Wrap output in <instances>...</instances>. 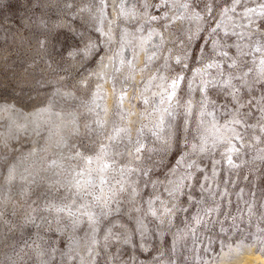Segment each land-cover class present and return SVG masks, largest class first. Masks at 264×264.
Masks as SVG:
<instances>
[{"label": "snow or ice", "instance_id": "1", "mask_svg": "<svg viewBox=\"0 0 264 264\" xmlns=\"http://www.w3.org/2000/svg\"><path fill=\"white\" fill-rule=\"evenodd\" d=\"M110 7L107 0H97L96 31L102 39L90 49H111L114 87L116 73L124 66L133 74L155 69L143 81L139 97L131 98L133 104L140 100L142 122L133 135L127 124L130 113L123 107L127 97L121 94L106 142L92 154L73 151L75 146L62 138L53 157L26 166L19 176L25 186L29 177L37 185L41 171L47 173V186L39 201H33L25 226L55 224L58 232L86 228L94 244L102 237V251L122 241L145 252L161 235L149 224H162V214L171 217L179 210L194 222L189 225L181 217V226L175 228L181 249L193 252L194 264H208L234 233L243 236L247 230V242L264 245V187L253 189V176L246 191L240 185L247 175L238 180L249 154L260 155L255 145L264 142V0H119V41L114 48L111 32L102 26ZM166 33L179 38L173 43L181 49L175 57L173 49L165 54ZM139 53L146 56L143 69L136 68ZM101 88L98 84L88 101L74 107L86 109L102 128L107 109ZM56 96L58 100L26 118L37 130L44 124L76 121V113H65L59 102L70 104L71 96ZM4 114L9 127L17 122L13 108H0V116ZM173 152L176 158L168 165ZM18 164L9 166L7 184L16 179ZM161 168L167 169L163 180L157 176ZM229 187L236 191L230 193ZM179 197L192 206L191 212L188 206L178 209ZM124 219L130 229L122 225ZM195 224L208 235L197 232ZM213 232L222 239L213 238ZM41 239L36 234L33 243ZM24 245L32 246L29 238ZM172 246L167 264H176L175 240ZM46 247L51 254V244ZM120 255L114 251L113 259ZM128 264L138 261L130 257Z\"/></svg>", "mask_w": 264, "mask_h": 264}, {"label": "rangeland", "instance_id": "2", "mask_svg": "<svg viewBox=\"0 0 264 264\" xmlns=\"http://www.w3.org/2000/svg\"><path fill=\"white\" fill-rule=\"evenodd\" d=\"M107 2L111 7L102 26L104 32H111L114 48L119 41V0ZM98 18L97 0H0V108H13L18 116L11 127L6 118L8 114L0 116V264H128L130 257L138 264H167V252L173 248V240L176 247L172 250V258L176 264H194L193 252L183 251L180 237L175 235V228L181 226V217L189 225L194 222L188 219V213L181 214L179 210L173 212L171 217L162 214V224L158 221L149 224L161 235L158 240L154 238V246L149 245L145 252L129 248L122 241L116 248L109 247L102 251V237H97L94 244L86 228L75 232H58L60 226L55 224L40 228L25 226V220L34 206L33 201H39L47 186V173L43 171L37 185L32 184L29 177L28 186H25L19 176L26 166L33 162L39 165V162L53 157L59 151L56 144L62 138L67 139L69 146H75L73 151L78 149L86 155L92 154L101 143L106 142L121 94L127 97L123 107L130 113L127 124L132 128L133 135L142 122L140 100L137 98L133 104L131 98L134 95L139 97L143 81L152 77L155 69L133 74L128 66H124L116 73L114 87V66H109L111 49L107 45L98 52L90 49L92 43L102 39L96 31ZM112 21H116V24ZM165 37L168 41L165 54L168 49H173L175 57L181 52L179 47L173 48V43L178 42L179 38L172 33H166ZM197 51L194 47L191 54L195 56ZM145 60V54L139 53L136 68L143 69ZM98 84L105 93L104 106L107 109L101 117L102 128L94 123L95 117L86 115V109L74 107L79 101H88ZM56 93L65 98L71 96L70 104H63V100L59 102L65 113H76V121H61L58 122L59 126L44 124L37 130L30 118H26L58 100ZM251 123L255 124L256 121ZM255 148L260 155L252 158L250 153L246 167L238 176L239 180V177L247 175L240 185L246 191L248 181L253 176L255 182L251 187L256 190L264 187V142L256 144ZM175 158V152L169 154L166 164L171 165ZM14 164H18L16 179L7 184L8 168ZM166 171V168L159 170V179H164ZM228 191L234 193L236 188L229 187ZM179 206H188L189 212L192 210L184 197H179L178 209ZM204 206L200 204L201 208ZM121 223L125 228H131L126 219ZM195 228L201 235H208L207 231L201 232L199 224H195ZM36 234L42 239L33 243ZM246 236L247 230L243 236L239 233L229 236L224 250L208 264L220 262L224 252L229 253L230 257L236 249L243 250L247 246L264 252V245L259 240L247 242ZM25 238H29L31 247L24 245ZM213 238L222 239L215 232ZM47 244L52 246L51 254ZM156 248L159 251H155ZM117 250L121 255L119 259H113V252ZM180 256L186 259L181 261Z\"/></svg>", "mask_w": 264, "mask_h": 264}, {"label": "bare ground", "instance_id": "3", "mask_svg": "<svg viewBox=\"0 0 264 264\" xmlns=\"http://www.w3.org/2000/svg\"><path fill=\"white\" fill-rule=\"evenodd\" d=\"M238 249L230 257H228L229 253L224 252L220 262L217 261L216 264H264L263 251L248 246L243 248V250Z\"/></svg>", "mask_w": 264, "mask_h": 264}]
</instances>
